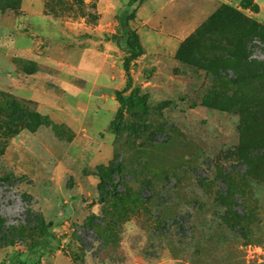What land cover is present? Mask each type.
I'll use <instances>...</instances> for the list:
<instances>
[{"label": "rangeland", "instance_id": "rangeland-1", "mask_svg": "<svg viewBox=\"0 0 264 264\" xmlns=\"http://www.w3.org/2000/svg\"><path fill=\"white\" fill-rule=\"evenodd\" d=\"M129 1L0 0V264H264V0L141 3L116 130Z\"/></svg>", "mask_w": 264, "mask_h": 264}, {"label": "trees", "instance_id": "trees-1", "mask_svg": "<svg viewBox=\"0 0 264 264\" xmlns=\"http://www.w3.org/2000/svg\"><path fill=\"white\" fill-rule=\"evenodd\" d=\"M145 0H130L125 9L119 16L120 35L124 39L128 48L129 55L124 61V69L127 75L126 86L118 91L117 100L120 106L117 110L116 116L112 121V127L116 130H120L124 127L125 111L127 109H138L147 106V98L140 95L136 89H133L130 95H125V92L133 87V78L131 74V65L134 60L139 58L143 52L144 47L141 42L139 33L135 31L131 26V20L136 16L139 6ZM246 5H252V0H244ZM103 198V196H102ZM31 214L32 211H29ZM34 219L27 221L29 225L39 228L42 235L41 239L34 242L27 251H15L11 257V264H29L31 256H37L38 258L43 256L46 252L53 253L60 248V240L57 239L52 233L51 223H48L43 215L33 214ZM57 240V245L54 241Z\"/></svg>", "mask_w": 264, "mask_h": 264}]
</instances>
